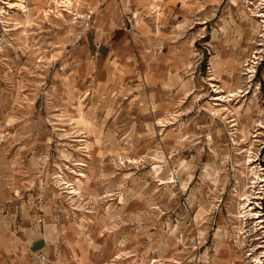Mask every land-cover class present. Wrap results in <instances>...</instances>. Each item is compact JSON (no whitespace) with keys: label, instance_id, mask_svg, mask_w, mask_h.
Here are the masks:
<instances>
[{"label":"rangeland","instance_id":"374dc122","mask_svg":"<svg viewBox=\"0 0 264 264\" xmlns=\"http://www.w3.org/2000/svg\"><path fill=\"white\" fill-rule=\"evenodd\" d=\"M0 264H264V0H0Z\"/></svg>","mask_w":264,"mask_h":264},{"label":"crops","instance_id":"0c3cea01","mask_svg":"<svg viewBox=\"0 0 264 264\" xmlns=\"http://www.w3.org/2000/svg\"><path fill=\"white\" fill-rule=\"evenodd\" d=\"M134 1H136V0H134ZM108 34H109V33H108ZM109 36H110L109 38H111V35H110V34H109ZM102 49L104 50V46H103ZM103 50H102V51H103ZM105 50L107 51V46H105ZM104 53L107 55V52H102V53H100V56H101V57L105 56ZM109 55H110V54H109ZM42 237H44V236H40V237H38V238H42ZM38 238H36V240H37ZM44 238H46V237H44ZM44 240L46 241V239H44ZM44 240H43V241H44ZM34 241H35V239H34ZM43 241H42V239H40L39 242L36 243V245H39V243H40L41 246H42L40 249H43V250H44L46 244H44L45 241H44V242H43ZM31 244H33V242H32Z\"/></svg>","mask_w":264,"mask_h":264},{"label":"built area","instance_id":"2783aa9c","mask_svg":"<svg viewBox=\"0 0 264 264\" xmlns=\"http://www.w3.org/2000/svg\"><path fill=\"white\" fill-rule=\"evenodd\" d=\"M39 256L41 259H44V260L47 259V255L44 252H41Z\"/></svg>","mask_w":264,"mask_h":264},{"label":"bare ground","instance_id":"6f19581e","mask_svg":"<svg viewBox=\"0 0 264 264\" xmlns=\"http://www.w3.org/2000/svg\"><path fill=\"white\" fill-rule=\"evenodd\" d=\"M57 3H60V1H56ZM70 2V1H69ZM65 5V4H64ZM23 6H24V4H23ZM80 115V114H79ZM82 115V114H81ZM82 118L84 119V117H83V115H82ZM76 191V190H75Z\"/></svg>","mask_w":264,"mask_h":264}]
</instances>
